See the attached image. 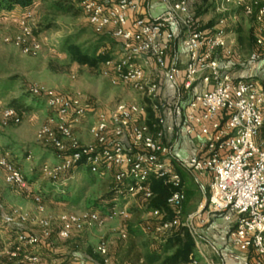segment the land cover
I'll use <instances>...</instances> for the list:
<instances>
[{
    "label": "built area",
    "instance_id": "2783aa9c",
    "mask_svg": "<svg viewBox=\"0 0 264 264\" xmlns=\"http://www.w3.org/2000/svg\"><path fill=\"white\" fill-rule=\"evenodd\" d=\"M148 0H74L83 17L97 35H109L118 45L119 54L102 64V76L112 87L128 88L141 102L120 103L107 110L37 85L28 92L39 98L51 113L37 131V139L53 148L56 162L44 164L41 175L54 182L67 181L78 168L88 167L100 179L113 178L115 192L112 209L101 215L87 211L47 216L42 199L33 196L36 212L43 216L39 234H17L12 243H0V255L20 258L22 264H41L36 249L51 239L65 242L85 231L119 222L120 241L128 239L129 205L137 198H154L152 183L160 181L167 188L166 204L175 211L172 220L166 213L151 212L144 231L161 240L176 228H185L194 243V251L181 264H213L203 249L200 230L219 215L233 224L231 246L246 253L252 251L256 264H264V85L227 72L222 64L235 58L234 41L228 31L226 14L230 8L253 18L255 51L240 64L251 66L264 53V0H209L214 3L216 24L204 28L196 17V0H160L166 11L156 20L141 16ZM33 11H23L17 18L18 32L4 38L24 56H34L42 45L34 34ZM181 38L187 63L180 68L169 64L167 56ZM165 78L175 98L174 112L184 111L181 124L185 135L198 134L197 154L189 160L194 181L210 177V195L193 214L183 218L186 201L182 179L174 167L173 147L164 142L166 120L161 112V81ZM264 80V75H263ZM199 87L201 89H199ZM148 110L153 118L148 119ZM3 124L20 123L11 109L2 112ZM176 117H179L177 114ZM85 128L92 143L83 146L76 130ZM0 170L7 186L28 191L29 186L9 155H0ZM62 183V184H63ZM63 184V185H64ZM117 207V204L120 203ZM30 216L13 209L3 218V225H24ZM93 254L103 264H110L108 242L102 238Z\"/></svg>",
    "mask_w": 264,
    "mask_h": 264
},
{
    "label": "rangeland",
    "instance_id": "374dc122",
    "mask_svg": "<svg viewBox=\"0 0 264 264\" xmlns=\"http://www.w3.org/2000/svg\"><path fill=\"white\" fill-rule=\"evenodd\" d=\"M58 1L43 0L33 10L32 24L35 28V37L42 45L41 51L34 56H24L14 47L4 44V38L13 37L18 32L15 21L18 16L0 17V155L8 154L10 162L17 167L29 184L28 191L7 186L4 182V173L0 170V243L14 242L17 234L30 236L39 234V222L43 216L36 212L34 195L41 197L45 208L44 215L80 214L102 208L101 202L112 187L110 177L100 179L85 166L70 173L65 184L62 181L54 183L41 175L39 168L42 165H52L56 162L55 150L37 139L38 129L51 113L43 102L33 103L35 99L28 96L29 87L37 85L45 90L79 96L84 103L102 110L120 103H140L142 100L128 88L109 85L102 76L100 64L90 67L78 63L74 49L80 54L92 51L100 36L94 33L81 10L74 4L71 5L69 13L56 11L53 6ZM214 6L209 0L195 1L194 12L197 15V12L201 11V16H197L204 28H209L217 22L213 13ZM226 18L228 31L235 41V55L246 61L254 50V20L233 8L229 9ZM107 47L111 55L119 54L116 43L109 41ZM262 61L264 53L255 66L264 65L260 63ZM241 66L237 69L250 68L246 63ZM24 96L29 97L27 106L31 109L20 115L18 125L9 123L4 126L3 110L8 108L12 101ZM88 137L87 130L81 128L77 138L83 146L92 143L88 142ZM121 203H118L117 207ZM128 208L131 218L127 224L134 233L128 232L126 241L117 238L116 231L120 223H109L101 229L85 231L82 235L76 236L72 245L53 239L47 243L54 245L46 249L42 243L36 249L41 264H53L55 260H57L55 264H71L79 255L85 256L83 264H100L98 260L91 258L89 253L94 251L102 238L108 242L110 264H141L140 259L145 254L157 250L161 240L141 229L150 219L147 210L136 207L134 201ZM13 209L26 212L30 216L29 221L14 227L3 225V218ZM76 245L78 250L75 249ZM63 251L70 254H63ZM20 260V258L11 260L5 255H0V264H22Z\"/></svg>",
    "mask_w": 264,
    "mask_h": 264
},
{
    "label": "crops",
    "instance_id": "0c3cea01",
    "mask_svg": "<svg viewBox=\"0 0 264 264\" xmlns=\"http://www.w3.org/2000/svg\"><path fill=\"white\" fill-rule=\"evenodd\" d=\"M166 8L163 6L160 0H148L142 7L141 16L146 20H156L163 16ZM23 10L16 9L11 13V16H19ZM18 18V17H17ZM17 18L15 19L17 23ZM231 39L232 35L230 34ZM235 43V41H234ZM235 44H234V54H235ZM233 60V61H231ZM225 60L222 62L225 70L236 76H241L246 80H254L263 83L264 75V65H259L258 67L254 65L249 66V69L238 70V67H242L240 63L236 61V55L234 59ZM167 62L169 64L176 63L180 68H184L187 63V54L186 49L181 38L177 39L173 44L171 50L167 56ZM264 64V61L260 62ZM257 64V63H256ZM255 66V67H253ZM102 69V66H101ZM167 80L163 78L161 81V100L163 109L162 114L165 117V139L164 142L173 147L174 151V167L177 173L182 179V184L184 192L186 195V201L183 205L182 216L183 218L195 213L200 206H202L210 195L209 184L210 177H206L201 180L200 183H196L193 178V174L190 169L189 160L190 158L197 154V143L200 141L201 137L196 134L193 137H188L185 135L184 126L181 124L184 117V111L174 112L170 109V103L175 98L173 91L166 84ZM199 89H201L199 87ZM151 112V110H149ZM179 117H176V115ZM153 118V113H148V120L150 121ZM80 129L76 130L78 135ZM88 142H92L90 137L87 138ZM136 207L139 209H145L146 203L141 198L134 200ZM147 216L151 220V212L147 213ZM148 220V221H149ZM109 224V223H108ZM144 226V225H143ZM142 226V231L144 227ZM233 231V224L225 222L221 216H213L204 228L200 230V234L203 240V249L207 257L213 264H256V256L252 251L242 253L231 246V233ZM161 240V239H160ZM58 241V240H57ZM52 242V241H51ZM62 242V241H60ZM73 242V241H72ZM72 242H69V244ZM76 243V242H75ZM74 243V245H75ZM162 243V240H161ZM160 243V244H161ZM52 244H45L43 248L49 249ZM77 248V245L75 246ZM153 247V246H152ZM60 251V250H58ZM36 254L38 252L36 251ZM63 254H70V252H64ZM74 257L75 254H73ZM85 257V256H84ZM83 255H79L71 264H83L84 263ZM144 257V256H143ZM141 264H144L143 258L139 261ZM42 263V261H41ZM57 263V260L53 264Z\"/></svg>",
    "mask_w": 264,
    "mask_h": 264
},
{
    "label": "trees",
    "instance_id": "16d2710c",
    "mask_svg": "<svg viewBox=\"0 0 264 264\" xmlns=\"http://www.w3.org/2000/svg\"><path fill=\"white\" fill-rule=\"evenodd\" d=\"M43 0H0V17L4 15H10L11 13L16 10H23V11H33L35 6ZM74 4L76 7L74 0H59L58 2L54 3L53 8L56 11L63 12V13H69L71 10V5ZM198 16H201V11L199 10L197 12ZM196 17L198 18V16ZM36 35V33L34 32ZM100 40L98 41L97 45L93 48L92 51H87L83 54H80L79 52H76L77 49H74V52L77 53L78 57V63L80 65H86L90 67H96L97 65H101L108 59H111L113 55L110 54L109 47H107V43L109 41L116 43L109 35H99ZM117 44V43H116ZM255 41H254V50L255 51ZM28 92V91H27ZM28 96L32 97L30 93L28 92ZM28 96L21 97L17 100H14L10 103L7 109L13 110L19 117L22 115V113L29 111L31 108L30 106H27V101L29 100ZM34 98V97H32ZM33 103H37V101H41L39 98H34ZM42 102V101H41ZM163 109H161V112ZM148 113L151 112L148 110ZM43 166V165H42ZM39 168L41 172V168ZM78 168L77 170H79ZM75 170V171H77ZM72 173V172H71ZM111 178L112 187H110L109 192L107 193L106 197L103 198L102 208H99L98 212L101 215H104L108 213L113 205H114V199L116 197L115 192L113 191L114 184H113V178ZM27 182V181H26ZM28 184V182H27ZM29 186V184H28ZM152 192L154 194V198L146 203L145 210L147 212H152L154 210H158L162 213H166L167 217L166 220H172L175 216V211L168 207L166 204L167 197L169 196V192L167 188L163 185L162 182L156 181L152 183ZM132 208L130 211L132 212ZM159 221H146L143 225L146 226L147 223H158ZM129 223V222H128ZM128 232L134 233V230H132L131 227L128 226ZM76 236H73L70 240L65 241L63 243H69L72 242L73 239ZM53 239H57L56 231L53 232L51 239L44 242V244H47V242H51ZM60 241V240H58ZM76 250L78 248L75 247ZM194 251V243L189 235V233L186 231L185 228H176L172 231L169 237H167L165 240H162V243L160 244L159 248L157 250H154L151 253L145 254L143 257L144 264H181L187 260V258L193 253ZM89 256L93 258L94 260H98L100 264H103L101 259L93 254V252L89 253Z\"/></svg>",
    "mask_w": 264,
    "mask_h": 264
}]
</instances>
